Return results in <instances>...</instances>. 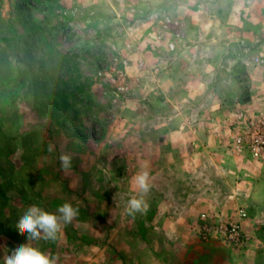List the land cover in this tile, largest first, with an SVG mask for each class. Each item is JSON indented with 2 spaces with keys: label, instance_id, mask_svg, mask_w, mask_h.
<instances>
[{
  "label": "crops",
  "instance_id": "1",
  "mask_svg": "<svg viewBox=\"0 0 264 264\" xmlns=\"http://www.w3.org/2000/svg\"><path fill=\"white\" fill-rule=\"evenodd\" d=\"M125 1L115 0V4L123 9ZM131 1L143 9L139 30L145 32L159 19L180 21L187 35L200 39L187 40L159 69L156 59L136 62L129 53L122 58L120 67L135 73L131 76L138 78L139 92L123 101L119 124L111 126L117 132L105 146L107 159L121 158V173L110 165L109 179L115 183L103 188V198L100 187L89 188L91 196L111 200L107 221L112 217L113 222L112 233L103 243L105 249L88 250V259L91 264L101 260L102 264H259L264 251L253 244H264V151L254 158L245 148L238 151L232 142L245 124L264 117L252 116L264 113V59L258 57L264 48L251 46L247 55L236 46L241 59L228 76L233 80V93H226L218 84L226 77L223 56L231 48L215 43L223 36L234 42L238 35L228 30L230 25L224 28L229 16L219 0ZM210 39L214 46L205 44ZM151 47L154 54L159 51L158 46ZM224 97H232L233 105H224ZM93 163L97 173L98 159ZM142 167L149 173L152 188L144 196L145 210L129 214L128 201L139 198L131 178ZM124 172L123 181L120 174ZM234 221L241 226L243 240L232 248L218 229ZM71 225L86 226L78 217ZM136 225L134 236L131 232ZM65 233L62 226L54 240L59 247L67 244ZM96 242L90 240L86 246L92 248Z\"/></svg>",
  "mask_w": 264,
  "mask_h": 264
},
{
  "label": "rangeland",
  "instance_id": "2",
  "mask_svg": "<svg viewBox=\"0 0 264 264\" xmlns=\"http://www.w3.org/2000/svg\"><path fill=\"white\" fill-rule=\"evenodd\" d=\"M20 1L23 0H0L1 15L4 18L12 19L17 29L21 27L20 21L24 14L23 8L16 7ZM28 1L31 6L28 12L33 15L35 20L42 12V4L52 2L56 4L49 12L48 9L43 8L49 20L56 17L55 20L48 23V26H52L55 21L66 23L68 28L64 32L53 28L55 38L59 39L58 46L63 50L75 49L81 55L78 61L85 76L89 77L91 96L98 105L92 106L90 112L86 113L90 115V117L86 116V121L80 119L76 123V121L69 120L67 127L63 128L61 126L54 127L46 120L38 121L36 116L31 113L29 106L20 102L19 118L16 124L5 129L6 133L13 136L34 129L41 133V138L47 140L45 139L44 153L32 160L33 166L18 169V178H23L27 183L21 181L16 190L10 191L7 195L10 203L23 212L28 207L37 205L48 212L56 213L59 206L66 202L71 203L73 207L79 208L78 220L81 219L86 226L78 228L71 223L65 225L67 244L62 247H59L53 240L13 241L0 235V264H4L6 257L11 254L13 249L23 243L39 248L54 261V264H62V262L64 264H91L88 259L89 251L95 250L96 252V250L105 249L103 243L112 233L110 224L113 220L110 217V221H107L112 209L111 200L98 199L96 195L91 196L89 188L100 187V198H103L106 192L103 188L114 186L115 183L109 179L111 177V173H108L110 165L116 172L121 173L123 169L121 158L116 155L107 159L105 146L108 140L115 137L117 131L111 126L115 127L119 124L123 101L126 97L136 96L139 92L137 90L138 78L132 77L135 73L129 74L126 69L120 67V65H124L122 58H128L125 55L129 53L130 58L135 59L136 62L146 57L151 60L156 59V68L159 69L162 67L163 61L170 59L172 54L177 55L183 49L187 40L196 39L199 41L200 38L196 34L187 35L186 27L182 22L175 23L174 21L173 23L165 19L153 22L145 32L139 30L137 24L141 20L140 14L143 9L138 3L131 0L122 4L125 6L123 9L116 6L115 0L108 3L93 0ZM219 1L222 5L221 9L227 10L226 15L229 16L224 21L225 24L229 22L224 28H228L230 25L228 30L231 33L234 31L238 35L234 42L228 41V38L225 40L223 36L219 38L220 43H215L216 46L231 48L223 56L226 61L222 69L226 77L222 78L218 85L224 88V92L232 94L233 80L228 76L233 75L232 66L239 64L241 59L238 56L239 47L236 46H240L243 53L247 55L250 53L251 46L264 48V0ZM251 4L252 11L250 10ZM230 6H232V10L229 9ZM147 16L148 12H146ZM240 30L241 34H239ZM188 36L191 39H188ZM231 38L235 40V36H231ZM221 41L223 42L221 43ZM205 44L213 45V41L210 39V43L208 41ZM151 46L155 48L158 46L159 51L155 50L156 55L152 52L153 47ZM262 53L263 55H258V57L264 59V52ZM201 54L205 55V52L202 51ZM215 83L217 85V82ZM233 100L232 97H224L223 103L230 106L233 105ZM260 113L254 112L252 116H264V113ZM49 145H54V152H48ZM61 153H68L73 157L70 169H63L60 166L59 156ZM95 159H98L99 163L97 173L93 166ZM73 171H76V174H73ZM120 175L124 181L126 173ZM64 187H68V192L64 191ZM74 187L80 188L84 192H74ZM137 232L136 225L135 228H132L131 233L136 236ZM90 240L97 241L92 248L86 246L89 245ZM230 246L235 248L234 245ZM84 247H86L85 250ZM253 247L264 251V244L261 246L253 244ZM73 252L76 258L72 255ZM71 255L74 258H68ZM99 262L94 264H102L104 260ZM258 262L264 264V260Z\"/></svg>",
  "mask_w": 264,
  "mask_h": 264
},
{
  "label": "trees",
  "instance_id": "3",
  "mask_svg": "<svg viewBox=\"0 0 264 264\" xmlns=\"http://www.w3.org/2000/svg\"><path fill=\"white\" fill-rule=\"evenodd\" d=\"M42 5L36 20L28 12V0L16 5L24 9L19 29L0 13V235L13 241L26 239L16 229L24 212L10 203L7 194L21 181L27 183L18 178V169L31 168L32 160L44 153L46 145V138L34 129L13 136L6 133L5 129L19 118L20 102L29 106L38 121L63 128L69 120L86 121V116L90 117L86 113L98 105L91 96L89 77L78 61L81 55L75 49L58 46L53 28L64 32L66 23L55 21L48 26L56 17L49 20L43 8L49 12L56 4Z\"/></svg>",
  "mask_w": 264,
  "mask_h": 264
},
{
  "label": "clouds",
  "instance_id": "4",
  "mask_svg": "<svg viewBox=\"0 0 264 264\" xmlns=\"http://www.w3.org/2000/svg\"><path fill=\"white\" fill-rule=\"evenodd\" d=\"M54 151V145H49L48 152ZM59 162L63 169H70L73 164V157L68 153H61ZM131 183L139 198L133 197L128 201L129 214L142 213L145 210L144 196L152 188L146 167H142L139 172L133 175ZM78 215L79 208L73 207L71 203L67 202L59 206L56 213L32 205L20 216L16 229L18 234L25 236L27 241L41 239L54 241L62 226L72 223ZM4 264H54V261L39 248L23 243L13 249L11 254L6 257Z\"/></svg>",
  "mask_w": 264,
  "mask_h": 264
},
{
  "label": "built area",
  "instance_id": "5",
  "mask_svg": "<svg viewBox=\"0 0 264 264\" xmlns=\"http://www.w3.org/2000/svg\"><path fill=\"white\" fill-rule=\"evenodd\" d=\"M232 145L238 151L247 149L254 158L260 157L264 151V117H259L245 124L240 131H237ZM240 214L246 215L242 210ZM218 232L230 244L240 245L242 243V229L237 221L219 228Z\"/></svg>",
  "mask_w": 264,
  "mask_h": 264
}]
</instances>
